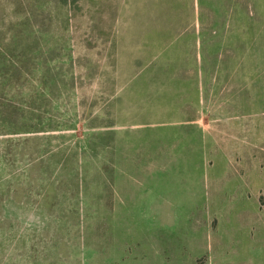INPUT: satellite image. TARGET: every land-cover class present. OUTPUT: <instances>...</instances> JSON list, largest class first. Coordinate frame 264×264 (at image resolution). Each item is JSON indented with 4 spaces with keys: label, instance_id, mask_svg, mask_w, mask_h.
<instances>
[{
    "label": "rangeland",
    "instance_id": "1",
    "mask_svg": "<svg viewBox=\"0 0 264 264\" xmlns=\"http://www.w3.org/2000/svg\"><path fill=\"white\" fill-rule=\"evenodd\" d=\"M0 264H264V0H0Z\"/></svg>",
    "mask_w": 264,
    "mask_h": 264
}]
</instances>
